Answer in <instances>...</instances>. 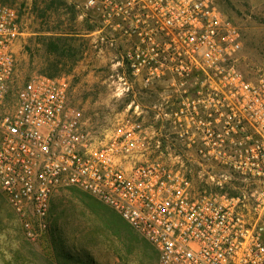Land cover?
<instances>
[{"label": "built area", "instance_id": "2783aa9c", "mask_svg": "<svg viewBox=\"0 0 264 264\" xmlns=\"http://www.w3.org/2000/svg\"><path fill=\"white\" fill-rule=\"evenodd\" d=\"M63 1L87 48L112 54L123 116L95 130L63 76L17 84L22 24L0 3V194L25 237L45 236L53 194L76 188L157 264H264V71L245 73L241 26L220 0Z\"/></svg>", "mask_w": 264, "mask_h": 264}, {"label": "rangeland", "instance_id": "374dc122", "mask_svg": "<svg viewBox=\"0 0 264 264\" xmlns=\"http://www.w3.org/2000/svg\"><path fill=\"white\" fill-rule=\"evenodd\" d=\"M220 1L242 28L241 65L248 76H255L264 71V0ZM6 4L17 9L23 31L15 49L16 83L38 74L63 76L72 104L82 110L88 124L95 130L112 127L123 116L124 100L113 97L117 84L76 76L77 62L84 63L90 52L85 36L72 35L80 25L69 6L63 0H8ZM54 32H70L64 57L46 46V36H57ZM91 53L101 60L93 69L95 75L108 76L109 62L102 53ZM90 69L84 68L83 74ZM132 85L138 90L137 82ZM49 222L48 233L31 242L0 194V264H157L154 249L139 233L79 189L60 188L53 194ZM62 253L70 257L63 258Z\"/></svg>", "mask_w": 264, "mask_h": 264}, {"label": "crops", "instance_id": "0c3cea01", "mask_svg": "<svg viewBox=\"0 0 264 264\" xmlns=\"http://www.w3.org/2000/svg\"><path fill=\"white\" fill-rule=\"evenodd\" d=\"M72 35L73 36H84V35L75 34L74 31L72 32ZM87 51L90 52V53H89L87 59L85 60V62L84 63L77 62L76 66H75L74 72L76 73V76L78 78H81L82 80L83 79L87 80L88 82H95V81H98V80L106 81L107 80V76L106 77H102L101 75H95V71L93 70L94 68H96V67L101 65V60H99L95 55H92L91 51L88 48H87ZM110 55H112V54L108 53V54L103 55L105 57L104 61H109V59H108L109 57L106 58V56H110ZM102 62H103V60H102ZM86 67L88 69H90V68H92V69H90V71H88V73L86 75H84L83 74V69L86 68ZM135 91L138 92V90H135Z\"/></svg>", "mask_w": 264, "mask_h": 264}, {"label": "trees", "instance_id": "16d2710c", "mask_svg": "<svg viewBox=\"0 0 264 264\" xmlns=\"http://www.w3.org/2000/svg\"><path fill=\"white\" fill-rule=\"evenodd\" d=\"M8 2V0H0V3L2 4H6ZM69 10L72 12V17L74 18V14H73V11L72 9L69 7ZM56 33V32H54ZM57 36H46V40L47 43H46V46L48 47V49H50L52 52H54L55 54H57L59 57H64L65 54H66V48H67V43H68V39H67V36L68 34H70V32H57L56 33ZM62 70H64V67L62 68ZM49 76V75H47ZM50 77H54V76H50ZM113 211V210H112ZM114 212V211H113ZM119 216V215H118ZM120 218V217H119ZM121 219V218H120ZM122 220V219H121ZM123 221V220H122ZM124 222V221H123ZM127 226H129L126 222H124ZM130 227V226H129ZM131 228V227H130ZM148 243V242H147ZM149 244V243H148ZM150 245V244H149ZM151 246V245H150ZM152 247V246H151ZM153 248V247H152ZM154 249V248H153ZM155 253H156V256L158 258V255H157V252L156 250L154 249ZM62 257L63 258H66L67 257L69 258L70 256L66 253H62Z\"/></svg>", "mask_w": 264, "mask_h": 264}]
</instances>
